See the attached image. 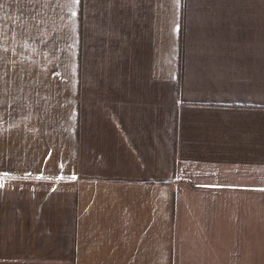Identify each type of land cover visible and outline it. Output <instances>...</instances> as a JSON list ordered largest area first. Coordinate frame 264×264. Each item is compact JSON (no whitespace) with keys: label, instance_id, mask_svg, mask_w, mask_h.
Returning a JSON list of instances; mask_svg holds the SVG:
<instances>
[{"label":"crops","instance_id":"obj_1","mask_svg":"<svg viewBox=\"0 0 264 264\" xmlns=\"http://www.w3.org/2000/svg\"><path fill=\"white\" fill-rule=\"evenodd\" d=\"M0 264H264V0H0Z\"/></svg>","mask_w":264,"mask_h":264}]
</instances>
